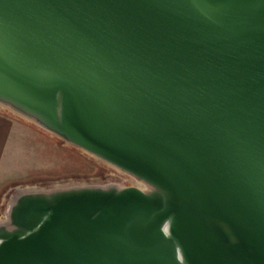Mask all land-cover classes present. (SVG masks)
Masks as SVG:
<instances>
[{"label":"water","instance_id":"1","mask_svg":"<svg viewBox=\"0 0 264 264\" xmlns=\"http://www.w3.org/2000/svg\"><path fill=\"white\" fill-rule=\"evenodd\" d=\"M0 104L140 183L17 189L0 264H264V0H0Z\"/></svg>","mask_w":264,"mask_h":264},{"label":"crops","instance_id":"2","mask_svg":"<svg viewBox=\"0 0 264 264\" xmlns=\"http://www.w3.org/2000/svg\"><path fill=\"white\" fill-rule=\"evenodd\" d=\"M18 116L0 107V198L13 184L31 180L36 172L43 174L35 165H44L53 149L60 151L68 147V143L35 122Z\"/></svg>","mask_w":264,"mask_h":264},{"label":"rangeland","instance_id":"3","mask_svg":"<svg viewBox=\"0 0 264 264\" xmlns=\"http://www.w3.org/2000/svg\"><path fill=\"white\" fill-rule=\"evenodd\" d=\"M67 146L65 150L56 151L53 149L51 157L46 156L44 165L38 163L35 165V169L43 170V174L36 172V176L31 180L13 184L11 189L4 192L0 198V219L6 217L11 198L20 187L34 185L38 188L72 184H106L109 182L131 185V180L133 181L134 178L130 175L78 147L71 144ZM39 159L40 157H37L38 161Z\"/></svg>","mask_w":264,"mask_h":264},{"label":"bare ground","instance_id":"4","mask_svg":"<svg viewBox=\"0 0 264 264\" xmlns=\"http://www.w3.org/2000/svg\"><path fill=\"white\" fill-rule=\"evenodd\" d=\"M0 107H2V108H6V106H4V105H2V104H0ZM7 109L11 110V109L8 108V107H7ZM11 111H13V110H11ZM13 112L16 113V114L19 115V116H22V115L18 114V113L15 112V111H13ZM19 116H18V117H19ZM22 117H24V116H22ZM24 118L27 119V120H30V119H28V118H26V117H24ZM30 121H32V120H30ZM130 177H131V176H130ZM130 177H129V178H130ZM133 181H134V182H133ZM133 181L131 180V182H132L133 184H140L139 182H137V181L134 180V179H133ZM127 182H128V181H127ZM132 183H131V184H132ZM36 187H37V186H34V185H33V186H29V185H28V186H26V187H20V188H18V189L36 188ZM38 188H39V187H38ZM0 220H3V219H0Z\"/></svg>","mask_w":264,"mask_h":264}]
</instances>
